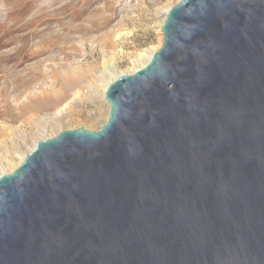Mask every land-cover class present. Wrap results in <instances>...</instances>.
<instances>
[{
	"label": "water",
	"instance_id": "1",
	"mask_svg": "<svg viewBox=\"0 0 264 264\" xmlns=\"http://www.w3.org/2000/svg\"><path fill=\"white\" fill-rule=\"evenodd\" d=\"M106 122L0 175V264H264V0H179Z\"/></svg>",
	"mask_w": 264,
	"mask_h": 264
},
{
	"label": "rangeland",
	"instance_id": "2",
	"mask_svg": "<svg viewBox=\"0 0 264 264\" xmlns=\"http://www.w3.org/2000/svg\"><path fill=\"white\" fill-rule=\"evenodd\" d=\"M177 1L0 0V172L56 126L97 130L107 73L158 45Z\"/></svg>",
	"mask_w": 264,
	"mask_h": 264
},
{
	"label": "bare ground",
	"instance_id": "3",
	"mask_svg": "<svg viewBox=\"0 0 264 264\" xmlns=\"http://www.w3.org/2000/svg\"><path fill=\"white\" fill-rule=\"evenodd\" d=\"M174 3L172 4H169L168 6H166V8L164 9L163 11V17L162 19L160 20V24H159V28H160V35H159V42H158V45L157 46H152L150 47L149 49H145L141 52H139L133 59V65L132 67L130 68V70H128V72L126 73H133L134 71H136L138 68L142 67L145 65V63L150 59L151 55L160 47L161 43H162V38H163V33L161 32V24L163 23L164 21V17H165V14L166 12L168 11V9L173 5ZM126 73H123V72H117V73H111V72H108L107 75H106V78L103 80V83L101 84V87H102V104L104 105V112L102 113V117L100 119V121H98V125L96 126V129H99L101 127V125H103L107 118H108V115H109V104L107 103V101L105 100L104 98V94H105V91H106V88L108 86V84L113 81L118 75L120 74H126ZM78 91L75 92V94H77ZM68 103L64 104V107L67 106ZM97 107L100 109V104L97 105ZM57 112V111H56ZM48 116L50 117H53L54 115L52 114H49ZM64 128L62 127H59V126H56L54 131L47 137H53L54 135H56L57 133H59L61 130H63ZM46 137H43V138H40V139H44ZM36 142H33L30 147L23 151V152H20V159H19V162L18 163H11L9 160L6 159V169H3L2 172H0V175L3 174V173H9L11 172L16 166H18L20 164V162L22 161V159L24 158V156L29 153L32 149H34V147L36 146Z\"/></svg>",
	"mask_w": 264,
	"mask_h": 264
}]
</instances>
